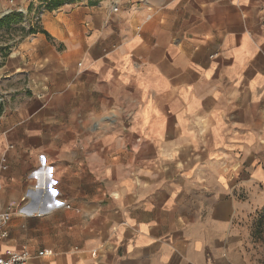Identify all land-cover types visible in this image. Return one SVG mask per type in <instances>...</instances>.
<instances>
[{
  "label": "crops",
  "instance_id": "1",
  "mask_svg": "<svg viewBox=\"0 0 264 264\" xmlns=\"http://www.w3.org/2000/svg\"><path fill=\"white\" fill-rule=\"evenodd\" d=\"M51 1L0 0V250L264 264V0Z\"/></svg>",
  "mask_w": 264,
  "mask_h": 264
},
{
  "label": "built area",
  "instance_id": "2",
  "mask_svg": "<svg viewBox=\"0 0 264 264\" xmlns=\"http://www.w3.org/2000/svg\"><path fill=\"white\" fill-rule=\"evenodd\" d=\"M12 2V1H10ZM44 0H39V5H44ZM41 10L36 11V17L41 16ZM53 172V168L51 166H47L45 164H42L38 168L32 170L28 177L31 180H34V183L36 186H39L43 189H45L47 181L51 179ZM0 193H1V187H0ZM63 206L65 208H70L69 204H66L65 202H62ZM10 219V213L8 211H0V239H4L7 236V231L2 228L4 224H6ZM44 251H40L38 255H43ZM30 253L26 250L16 252L12 250H0V264H27L28 259L30 258Z\"/></svg>",
  "mask_w": 264,
  "mask_h": 264
},
{
  "label": "trees",
  "instance_id": "3",
  "mask_svg": "<svg viewBox=\"0 0 264 264\" xmlns=\"http://www.w3.org/2000/svg\"><path fill=\"white\" fill-rule=\"evenodd\" d=\"M44 2L49 5L50 3H52L51 0H44ZM45 4V5H46ZM20 20L21 19V13H18V12H11L9 15H7L5 18H3L0 22L3 23V22H6V23H9L10 20ZM31 31H35L34 29L31 30Z\"/></svg>",
  "mask_w": 264,
  "mask_h": 264
},
{
  "label": "rangeland",
  "instance_id": "4",
  "mask_svg": "<svg viewBox=\"0 0 264 264\" xmlns=\"http://www.w3.org/2000/svg\"><path fill=\"white\" fill-rule=\"evenodd\" d=\"M37 1H39V0H37ZM39 11H40V10H39ZM41 12H42V10H41ZM41 14H42V13H41ZM39 18H40V17H36V18H34V20H36V19L38 20ZM6 25H7V26H10V25H9V24H7V23H5V24H4V25H2V26H4V27H5ZM2 26H0V27L2 28ZM17 30H19V29H17ZM260 227H262V229H264V224H261V225H260Z\"/></svg>",
  "mask_w": 264,
  "mask_h": 264
}]
</instances>
